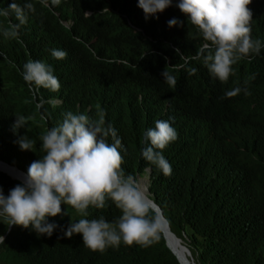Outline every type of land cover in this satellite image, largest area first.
<instances>
[{
	"label": "trees",
	"instance_id": "trees-1",
	"mask_svg": "<svg viewBox=\"0 0 264 264\" xmlns=\"http://www.w3.org/2000/svg\"><path fill=\"white\" fill-rule=\"evenodd\" d=\"M11 2L0 0V8ZM16 2H33L36 11L18 38L6 39L0 31V164L27 176L31 163L44 155L42 135L60 125L65 113L96 119L103 110L127 150H121L125 174L139 181L150 169V197L191 264H264V47L251 62L234 65L235 74L222 84L198 58L205 41L176 7L178 0L147 19L138 0H61L55 7ZM248 7L252 39L264 45V0ZM172 18L182 26L170 28ZM15 23L14 14L0 17V29ZM53 49L65 51L66 58H53ZM29 60L51 65L58 91L41 88L35 97L22 78ZM165 70L175 77V87L163 81ZM236 87L250 94L227 98ZM56 99L61 106L51 102ZM18 116L27 123L14 130ZM157 120L178 133L163 151L172 167L169 177L141 155L144 134ZM22 136L33 141L31 151L19 147ZM22 183L0 169L5 196ZM141 184L148 192V182ZM88 211V219L110 223L121 215L110 200ZM80 218L62 205V215L48 218L59 225L48 237L31 226L9 229L0 217V264H183L163 229L147 248L121 244L92 252L81 235L64 234Z\"/></svg>",
	"mask_w": 264,
	"mask_h": 264
},
{
	"label": "clouds",
	"instance_id": "clouds-1",
	"mask_svg": "<svg viewBox=\"0 0 264 264\" xmlns=\"http://www.w3.org/2000/svg\"><path fill=\"white\" fill-rule=\"evenodd\" d=\"M44 7H55L61 0H39ZM252 0H178L176 7L187 21L198 29L205 41L201 54L210 75L226 84L234 75L233 66L238 62L251 60L260 54L264 47L259 39L251 36L253 13L248 7ZM173 5V0H138V7L145 18L163 13ZM33 2L23 6L16 0L0 8V17L14 14L18 23L0 29L6 39L18 38L20 29L27 23L29 13H35ZM158 18V17H157ZM66 27L71 22H64ZM168 26L179 27L182 22L176 18L168 21ZM51 55L63 60L67 53L53 49ZM196 69H191L195 72ZM163 81L170 87L176 86V79L166 70ZM23 80L33 88L35 97L41 88L58 91L60 83L53 74L51 65L29 60L24 65ZM255 76L252 77L254 79ZM241 91L249 95L247 88L236 87L225 93L227 98L237 96ZM61 106L59 99L51 101ZM45 103L43 100L42 108ZM101 110L96 119L86 114L67 112L60 125L46 131L41 137V150L44 155L31 163L27 178L10 190L5 196L0 189V217L10 229L12 226L28 229L30 226L38 236L51 237L59 227L49 223V217L62 215V205L68 206L81 217L71 221L64 234L67 238L81 235L83 244L92 252L103 253L109 247L118 248L138 245L144 248L160 239L166 218L158 212V206L145 187L131 174L126 175L122 168L121 150L127 151L111 124ZM27 123L24 116L16 117L13 129L22 128ZM109 138L112 142L109 143ZM178 139V133L166 120L155 121L154 128L144 134L146 146L142 148V158L154 165L165 177L172 174V167L163 151ZM19 147L31 151L33 141L22 136ZM148 179L151 175L149 169ZM24 175V174H23ZM144 179V178H143ZM110 200L121 215L114 222L104 218L88 219L89 209H103ZM67 215V212L63 213ZM5 236L0 235V243Z\"/></svg>",
	"mask_w": 264,
	"mask_h": 264
},
{
	"label": "bare ground",
	"instance_id": "bare-ground-1",
	"mask_svg": "<svg viewBox=\"0 0 264 264\" xmlns=\"http://www.w3.org/2000/svg\"><path fill=\"white\" fill-rule=\"evenodd\" d=\"M0 169L7 174L8 176H10L11 178L15 179V180H19L21 182H24L26 180V177H24L22 174L18 173L15 170H11L8 169L7 167H3L2 164H0ZM162 229H166V226L163 225ZM168 240H169V245L172 247V249L177 253V255L179 256L180 260L183 262V264H191L186 256V254L179 250L176 246V243L173 239V236L168 234Z\"/></svg>",
	"mask_w": 264,
	"mask_h": 264
},
{
	"label": "water",
	"instance_id": "water-1",
	"mask_svg": "<svg viewBox=\"0 0 264 264\" xmlns=\"http://www.w3.org/2000/svg\"><path fill=\"white\" fill-rule=\"evenodd\" d=\"M4 167V166H3ZM8 169H11V170H14V169H12V168H9V167H7ZM15 171H17L18 173H20L18 170H15ZM20 174H22V173H20ZM23 175V174H22ZM24 177H26L27 178V176L26 175H23ZM13 179V178H12ZM13 180H15V179H13ZM16 181H19V180H16ZM158 212L159 213H161L162 215H163V213H162V211H161V209L158 207ZM165 226H166V229H164V235H165V237H166V239H167V245H168V247L172 250V252L179 258V256L177 255V253L172 249V247L169 245V240H168V234H170V235H172V232H171V230H170V228L168 227V225L165 223L164 224ZM173 236V235H172ZM180 259V258H179Z\"/></svg>",
	"mask_w": 264,
	"mask_h": 264
},
{
	"label": "rangeland",
	"instance_id": "rangeland-1",
	"mask_svg": "<svg viewBox=\"0 0 264 264\" xmlns=\"http://www.w3.org/2000/svg\"><path fill=\"white\" fill-rule=\"evenodd\" d=\"M144 180H146L147 182H149L148 177H146V178H144V179H140L139 182L141 183V182H143Z\"/></svg>",
	"mask_w": 264,
	"mask_h": 264
}]
</instances>
